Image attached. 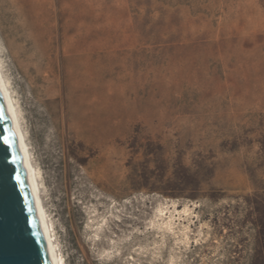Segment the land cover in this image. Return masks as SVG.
Masks as SVG:
<instances>
[{
	"label": "rangeland",
	"instance_id": "obj_1",
	"mask_svg": "<svg viewBox=\"0 0 264 264\" xmlns=\"http://www.w3.org/2000/svg\"><path fill=\"white\" fill-rule=\"evenodd\" d=\"M0 65L65 264H264V0H0Z\"/></svg>",
	"mask_w": 264,
	"mask_h": 264
},
{
	"label": "water",
	"instance_id": "obj_2",
	"mask_svg": "<svg viewBox=\"0 0 264 264\" xmlns=\"http://www.w3.org/2000/svg\"><path fill=\"white\" fill-rule=\"evenodd\" d=\"M0 264H53L27 163L0 92Z\"/></svg>",
	"mask_w": 264,
	"mask_h": 264
},
{
	"label": "bare ground",
	"instance_id": "obj_3",
	"mask_svg": "<svg viewBox=\"0 0 264 264\" xmlns=\"http://www.w3.org/2000/svg\"><path fill=\"white\" fill-rule=\"evenodd\" d=\"M23 41V39H20ZM13 50V55L16 60L18 59H25L27 61L30 60L29 57V50L25 45H21L20 47H16ZM0 92L6 107V110L8 111L15 133L18 138V144H19V150L24 157L26 163H27V171L28 175L30 177V180L32 182V188H33V194L36 202V207L39 215V222L43 231V234L45 235L47 242H48V248L51 255V259L53 264H65L64 258L59 254L58 245L56 243L55 234H54V226L52 221L50 220L48 213L46 211V207L44 204V200L42 197L41 192V186H40V173L35 168L32 158L30 149L27 143V139L25 136V133L22 129V124L19 117V112L16 106V103L14 102L12 93L8 87V83L4 78L1 65H0Z\"/></svg>",
	"mask_w": 264,
	"mask_h": 264
},
{
	"label": "trees",
	"instance_id": "obj_4",
	"mask_svg": "<svg viewBox=\"0 0 264 264\" xmlns=\"http://www.w3.org/2000/svg\"><path fill=\"white\" fill-rule=\"evenodd\" d=\"M258 224L261 228H264V222L262 221V218H260V220H258Z\"/></svg>",
	"mask_w": 264,
	"mask_h": 264
}]
</instances>
